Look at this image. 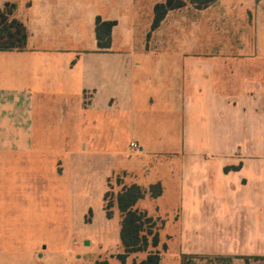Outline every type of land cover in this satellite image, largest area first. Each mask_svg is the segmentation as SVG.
I'll return each mask as SVG.
<instances>
[{"label":"rangeland","instance_id":"374dc122","mask_svg":"<svg viewBox=\"0 0 264 264\" xmlns=\"http://www.w3.org/2000/svg\"><path fill=\"white\" fill-rule=\"evenodd\" d=\"M12 1L25 9L30 3V0ZM79 1L81 24L86 26L93 22V15L125 16L114 11L108 0ZM214 9L216 17L195 21L189 19L190 12H181L179 20L189 19L186 25L171 28L169 18L151 32L147 20L152 11L130 12L126 14L127 19L123 17L121 27L128 38L118 44L119 51L100 57L94 36L90 42L87 35L79 36V43L73 42L75 47L65 52L69 63L76 62L69 76L75 83L71 85L73 88H63V91L75 94L82 75L92 68H105L112 55L124 63L134 58L141 62L137 55L149 53L146 78L159 71L161 84L168 86L171 76L179 77L173 64L182 62L184 53H224L231 50L230 42L236 38L251 42L250 32H256L258 42L264 41V4L257 9L250 7L247 12L237 0H232ZM85 30L89 33L88 27ZM9 54L0 53L5 57ZM120 62L112 67H118ZM4 67L8 69L7 64ZM4 67L0 66L2 82L9 75ZM29 68L20 66L21 74ZM62 69L69 72V68ZM36 74L32 76L33 82L22 86L23 90L17 89L15 81L11 87L5 83L0 86V117L12 118L0 120V264H96L103 261L122 264L118 258L123 253L119 241L120 213L113 205L112 217L106 219L102 210L123 185L131 184L129 178H123L127 175L122 174L129 167L137 168L139 176L144 175L142 170L146 169L149 179L156 178L163 183L161 196L154 199L147 194L136 208L155 220L154 229L160 237L157 248L160 263L182 264L184 135L182 119H177L180 116L176 113V119H172L176 112L172 104H168V100L157 102L154 98L155 107L144 112L136 109L130 114L138 119H88L87 116L77 120L62 119L58 89L63 85L54 83V90L39 87L34 84L35 78L43 81L49 75L44 71ZM11 75L15 76L14 72ZM52 96L56 99L50 102ZM82 99L83 105L90 103L91 95L84 93ZM170 113L171 119H142L147 114L168 117ZM103 114L112 115L110 111ZM130 139L138 145L135 155L128 154ZM31 143L33 148L29 149ZM84 145L87 150L81 154ZM106 191L109 195L104 202ZM153 250L149 247L144 252L128 254L124 264H140ZM188 263L226 264L215 257L189 259ZM231 264H264V259L233 258Z\"/></svg>","mask_w":264,"mask_h":264},{"label":"crops","instance_id":"0c3cea01","mask_svg":"<svg viewBox=\"0 0 264 264\" xmlns=\"http://www.w3.org/2000/svg\"><path fill=\"white\" fill-rule=\"evenodd\" d=\"M7 1L14 2L0 0V8ZM108 1L114 11L125 13V16L93 15V22L88 26L81 24L77 8L79 0H30L26 9L14 2L15 17L23 22L28 32L27 45L23 51H0L11 53L8 57L0 55V66L7 64L8 69L4 67L3 70L9 72L6 79L0 81V86L5 83L11 87L15 81L17 89L23 90L22 86L33 82V75L44 71L49 75L47 80L35 78L34 84L53 90L54 83L62 84L63 87L58 89L60 110L64 114L62 119L72 120L83 116L88 119H138L130 117L136 109L144 112L155 107L154 98L157 102L168 100L176 111L172 119H176L177 114L180 116L177 119H182L184 135L182 172L185 193L180 221L184 234L182 255L264 259V41L258 42L256 32H250L254 40L247 43L236 38L230 42L231 50L224 53H184L182 62L173 64L180 73L179 77L171 76L168 86L161 84L159 71L146 78L149 53L137 55L141 62L134 58L124 63L112 55L105 68H92L84 73L75 94H69L63 90L73 88L71 85L75 80L69 76L74 72L72 67L76 62L69 63L65 52L72 48L73 42L79 43V36L87 35L90 42L93 35L96 44V16L116 21L109 49L99 51L96 46L100 57L119 51L118 44L128 38V33L121 28L122 19H127L126 14L152 11L147 20L151 26L153 7L164 0ZM231 1L217 0L204 9H196L186 3L182 8L169 10L160 26L169 18L171 28H174L186 25L189 19L216 17L218 14L214 8ZM262 2L237 0V4L247 12L250 7H261ZM181 12H190V18L179 20ZM85 26L89 33H86ZM70 41L72 45H68ZM118 61V67L113 68ZM25 65L30 68L25 69L22 75L20 66ZM62 68H69V72ZM10 72H14L16 77ZM84 93L91 95V102L85 105ZM50 98L52 102L56 96ZM109 111L111 117L103 114ZM2 117L0 120L12 119ZM142 119H171V113L168 117L147 114ZM32 128L31 124L29 130ZM131 141L134 140L130 139L129 143ZM32 148L31 143L29 149ZM139 149L142 151L143 147ZM86 150L84 145L81 154ZM136 169L129 167L124 171L122 174L127 175L124 180L129 178L131 183L142 187L162 183L156 178L149 179L146 169L142 170V176L136 173ZM163 189L162 186L161 195ZM102 214L108 219L104 210ZM163 246L166 249V245Z\"/></svg>","mask_w":264,"mask_h":264},{"label":"trees","instance_id":"16d2710c","mask_svg":"<svg viewBox=\"0 0 264 264\" xmlns=\"http://www.w3.org/2000/svg\"><path fill=\"white\" fill-rule=\"evenodd\" d=\"M217 0H164L156 3L153 7V19L150 30L157 29L167 12L179 9L191 4L196 9H204ZM16 4L7 1L0 8V51H23L27 45L28 32L22 21L15 17ZM116 24L115 20H103L100 16L95 18V39L99 51L108 50L111 46V31ZM162 193V186L159 182L150 184L147 188L131 183L123 185L115 194V198L107 201L104 205L105 216L110 219L112 212L110 208L116 205L120 213L119 241L123 248V253L118 255L121 263H125L128 254L144 252L149 247L155 250L149 251L140 264H161L159 246V234L155 227V220L145 211L135 207L136 203L147 194L151 198H157ZM109 195L106 191L103 196L104 202ZM165 248V246H163ZM215 257L223 260L226 264H231L232 257L210 256V255H182V264H189L191 260H203ZM96 264H108L107 261ZM135 264V263H133Z\"/></svg>","mask_w":264,"mask_h":264},{"label":"built area","instance_id":"2783aa9c","mask_svg":"<svg viewBox=\"0 0 264 264\" xmlns=\"http://www.w3.org/2000/svg\"><path fill=\"white\" fill-rule=\"evenodd\" d=\"M128 151H129V154H134V153H137L138 151V145L136 142L134 141H131L128 145Z\"/></svg>","mask_w":264,"mask_h":264}]
</instances>
